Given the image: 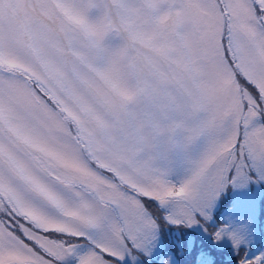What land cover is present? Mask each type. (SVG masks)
<instances>
[{"label":"rangeland","instance_id":"1","mask_svg":"<svg viewBox=\"0 0 264 264\" xmlns=\"http://www.w3.org/2000/svg\"><path fill=\"white\" fill-rule=\"evenodd\" d=\"M216 2L0 0V194L36 228L91 242L9 221L0 199V264H181L190 231L264 264V0H221L233 67L258 94L227 60ZM12 68L49 91L93 158L155 199L167 243L158 212L95 170Z\"/></svg>","mask_w":264,"mask_h":264},{"label":"trees","instance_id":"2","mask_svg":"<svg viewBox=\"0 0 264 264\" xmlns=\"http://www.w3.org/2000/svg\"><path fill=\"white\" fill-rule=\"evenodd\" d=\"M226 50H228V53L230 54V50L228 47H225ZM231 55V54H230ZM227 60L229 62V64L233 67L234 65V61L233 59L227 54ZM233 72L235 74V77L240 80L243 84H245L246 86H248L249 88H251L253 90V92H255L256 94H258V92L255 90V88L250 85L242 76V74L238 71V69L236 67H233ZM252 174V173H251ZM141 201L147 203L149 205V207L151 209H153L156 213L158 212V217H159V224L163 227L164 230H166V233H163V235L165 236L166 239V243L170 240V235H172V229L170 227L167 226V224H165V222L163 221V217H162V211L161 209L158 207V205L156 204L155 200L153 199H146L140 196ZM145 199V200H144ZM231 204V201H227L226 204L222 205V207L218 210V212L215 214V219L219 222V215L222 213L223 210L227 209V207H230L229 205ZM9 221H18L21 224L25 225L26 227L30 228L31 230L39 233V234H45V235H50V236H55L57 238H62L64 240H70V241H74L75 239H80L81 241H83L85 243V241L81 238V237H76V236H72L69 235L67 233L61 232V231H43L40 230L38 228H36V226L31 223L29 220L25 219L24 217H22L21 215H19L16 212H12L11 215H8ZM264 216V212H261V217ZM181 228V226H180ZM179 228V229H180ZM14 233L17 232V229H12L10 228ZM172 231V232H171ZM19 232V230H18ZM188 232V229H183V231L178 230L179 233V238L174 237V240L176 242H178L179 244H182L183 241L181 240V238L187 237L186 233ZM191 234H189L191 237L192 241V249L189 252L188 256L193 253L192 256L190 257H185L184 259L180 260L181 264H198V254L201 253V255H207L209 257V260L211 261L210 264H257L255 261L252 260H246L247 255H245L247 253V248H241L237 251L236 254H232L229 253L228 250H226V248H221V249H217V250H213L208 244H206L201 238H199L197 235H194L192 233V231H190ZM24 243H27L28 245L30 244V241H24ZM169 244V243H168ZM171 245V243H170ZM36 248V246H35ZM33 248V249H35ZM201 251H203L204 253H202ZM41 253H43L42 251H40ZM109 259V258H108ZM114 261V260H112ZM157 262V261H156ZM157 264V263H156Z\"/></svg>","mask_w":264,"mask_h":264},{"label":"bare ground","instance_id":"3","mask_svg":"<svg viewBox=\"0 0 264 264\" xmlns=\"http://www.w3.org/2000/svg\"><path fill=\"white\" fill-rule=\"evenodd\" d=\"M32 92V91H31ZM44 106H46V105H44Z\"/></svg>","mask_w":264,"mask_h":264}]
</instances>
